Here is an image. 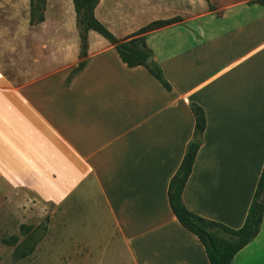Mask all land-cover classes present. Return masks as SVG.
<instances>
[{"label":"crops","instance_id":"crops-1","mask_svg":"<svg viewBox=\"0 0 264 264\" xmlns=\"http://www.w3.org/2000/svg\"><path fill=\"white\" fill-rule=\"evenodd\" d=\"M14 1L0 0V8ZM140 13L151 15L146 24H137ZM96 16L121 41L151 22L179 18L146 35L172 90L145 67L124 64L94 31L78 73V40L58 57L53 34L46 74L28 82L11 80L0 52V181L79 206L81 232L98 235L83 234L84 250L111 248L124 259L123 250L132 264H210L199 238L174 215L169 188L196 139L197 104L207 127L183 202L208 220L244 226L264 169V6L100 0ZM8 24L0 19V51ZM23 30L12 37L21 51L30 42ZM232 264H264V219Z\"/></svg>","mask_w":264,"mask_h":264},{"label":"rangeland","instance_id":"rangeland-1","mask_svg":"<svg viewBox=\"0 0 264 264\" xmlns=\"http://www.w3.org/2000/svg\"><path fill=\"white\" fill-rule=\"evenodd\" d=\"M40 14L41 12L38 13ZM140 14L137 24H146L151 15ZM44 15L46 24L36 28L34 26L38 27L42 23H31V0H18V3L15 0L7 7L0 8V19L9 21L6 25V40L9 42L4 44L0 52L3 55L1 60L9 65L8 75L11 80L28 82L46 74L42 66H47L45 63L48 58L44 54H47L49 39H52L53 34L58 42V57L65 50L66 44H70L72 50L78 40V64L87 61L81 55L82 41L72 0H50ZM14 20L22 24L14 26ZM17 28L24 29L23 35L26 40L30 39L22 51L20 45L17 47L16 43H12L14 30ZM62 66L58 58L57 69L60 70ZM80 224L79 206L73 207L71 203L65 202H45L27 189L13 188L0 181V264H98V261L100 264H132L123 250L121 253L124 259L118 256L120 251L111 248L84 250L81 238L84 233L80 230ZM23 226L30 227L31 230L28 231ZM84 235L98 237L91 233ZM13 237L19 239L18 243L11 241ZM5 240L11 242L7 243ZM101 243L94 246L104 247V242ZM24 253L28 254L25 258L22 256Z\"/></svg>","mask_w":264,"mask_h":264},{"label":"trees","instance_id":"trees-1","mask_svg":"<svg viewBox=\"0 0 264 264\" xmlns=\"http://www.w3.org/2000/svg\"><path fill=\"white\" fill-rule=\"evenodd\" d=\"M47 2L48 0H31L32 24L45 21L44 11ZM254 2L264 6V0H255ZM73 3L82 41L81 55L83 58L87 59L88 57V36L91 31H94L116 48L124 64L130 68L145 67L167 90H172L161 66L154 60L149 62V58L153 57V52L147 45L146 35L179 22V18L151 22L134 33L131 40L121 41L97 18L96 9L100 0H73ZM39 12H41L40 15H38ZM86 64L87 61L81 62L74 73L83 70ZM192 111L196 118V139L189 145L181 167L171 181L169 188L170 207L180 224L199 238L206 249L210 264H232L235 256L260 233L264 219V169L246 222L242 228L232 229L224 224L208 220L191 212L183 202V193L193 172L207 127L204 109L197 104H193ZM23 228L28 231L31 230L27 226H23ZM11 241L18 243L19 239L13 237ZM11 241L5 240L7 243ZM27 255V253H24L22 256L25 258Z\"/></svg>","mask_w":264,"mask_h":264},{"label":"water","instance_id":"water-1","mask_svg":"<svg viewBox=\"0 0 264 264\" xmlns=\"http://www.w3.org/2000/svg\"><path fill=\"white\" fill-rule=\"evenodd\" d=\"M149 62H152V58H149Z\"/></svg>","mask_w":264,"mask_h":264}]
</instances>
